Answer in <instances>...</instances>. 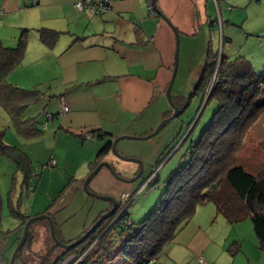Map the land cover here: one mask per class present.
Segmentation results:
<instances>
[{"label": "crops", "instance_id": "crops-1", "mask_svg": "<svg viewBox=\"0 0 264 264\" xmlns=\"http://www.w3.org/2000/svg\"><path fill=\"white\" fill-rule=\"evenodd\" d=\"M77 1L37 0L32 4L31 0H0L3 45L15 46L21 31H27L25 50L9 73L8 81L19 88L37 89L40 100L48 106L42 124L44 134L35 141L19 137L8 117L0 123V130L7 127L4 142L24 152L31 161L32 172L37 175L36 180L31 179L29 183L33 190L27 191L21 210L18 206L22 204V196H15V186L10 187L13 182L8 179L11 171L18 170L10 159L0 155L10 160L7 169H0V259L6 263L9 261L6 253L14 248L23 228L21 219L12 216L11 204L18 207L26 220L49 213L56 235L64 243L78 239L111 208L109 202L94 201L85 194L82 179L94 169L97 155L107 140L121 135H148L159 121L170 115L165 89L175 62L176 34L183 53V67L189 59V45L205 46L211 42L209 36L214 35L209 4L211 2L215 10L218 5L213 0H154V3L151 0H110L106 12L92 16L86 9H75L73 5ZM205 25L208 27L203 29ZM40 29L57 33L50 45L40 39ZM220 29L224 33V27L219 26V34ZM258 30L264 35V24L261 23ZM198 34L201 35L199 39ZM222 37L221 34L218 41L221 42ZM192 58L201 62L202 56ZM180 60L179 55L178 64ZM200 72L195 77L199 78ZM172 99L186 111L189 104L185 95L178 94ZM61 101L68 107L66 112L61 111ZM194 108L198 109V101ZM33 113L37 112L33 110ZM133 127H143V132L137 134L138 129L132 132ZM86 133L93 138H85ZM103 133L107 135L99 139L98 135ZM173 143L164 146L157 161ZM183 143L177 144L174 150L179 145L180 149ZM174 150L164 163L176 154ZM107 154L108 151L102 154L100 161H108ZM50 159L56 164L46 167ZM46 172L50 180L57 173L66 180L61 185L51 181L44 185L42 180ZM98 174H102L106 182L96 183L92 179L89 182L91 191L114 198L118 192L129 191H119L121 188L115 187V180L110 173L109 176L103 173V168ZM218 216L208 205L198 207L191 220L165 246L155 264H199V257L207 264H264V250L258 248L254 232L245 236L238 231L240 226L229 228L226 222L219 226V237L208 233L213 227L210 219L214 217L217 222ZM11 222L15 224L9 226ZM48 231V224H32L28 235L31 240L35 237L45 240ZM236 241L240 251L231 254L227 249ZM118 245L116 242L115 247ZM22 249L16 264H26L27 254L34 256L36 264L46 259L44 252L37 249L25 252ZM59 249L55 260L62 253L63 249ZM73 257L70 255L68 260ZM118 261L117 258L106 264H118Z\"/></svg>", "mask_w": 264, "mask_h": 264}, {"label": "trees", "instance_id": "trees-1", "mask_svg": "<svg viewBox=\"0 0 264 264\" xmlns=\"http://www.w3.org/2000/svg\"><path fill=\"white\" fill-rule=\"evenodd\" d=\"M38 33L47 45L57 36V33L44 29L38 30ZM227 39L222 37V43ZM26 41V30L21 31L13 47L4 46L0 40V107L15 133L25 140H31L44 134L43 122L37 118L38 113L31 110V106L40 100L41 94L37 89L19 88L8 81L9 73L23 55ZM253 66L243 56L229 58L222 53L219 55L218 50L211 49L209 42L193 94H197L202 101L208 94L206 104L216 103L217 108L201 135L186 147L182 155L186 157L184 164L168 174L154 209L146 218L134 224L129 218L127 207L105 230L108 222L116 216L114 214L103 224V230L101 228L90 234L75 248L63 249L53 264H61L70 255L74 257L68 264H73L80 257L77 264H106L117 258L118 264H148L150 260H157L165 246L191 220L198 207L211 204L216 215L222 216L230 225L249 218L258 248L264 250V168L250 171L236 158L249 127L264 114V70L256 71ZM214 76L216 80L208 93V86ZM27 111L29 115L26 116ZM191 128L183 142L189 138L193 131ZM6 129L0 130V155L10 159L21 173L20 187L32 192L33 187L29 183L31 179L36 180L37 175L31 176L32 166L28 156L4 142ZM105 135H98V138L102 139ZM178 143L179 139L161 154L157 166ZM110 144L111 140H107L99 151L94 167L100 162L101 154L109 152ZM10 212L12 216L20 218L22 224L25 223L26 218L16 205L11 204ZM112 230L120 234L118 247H115L116 237H111ZM29 240L28 235L26 241ZM93 242L91 249L85 253ZM235 243L239 244L237 241L231 243L227 249L231 254L240 251ZM233 244L235 248H232Z\"/></svg>", "mask_w": 264, "mask_h": 264}, {"label": "rangeland", "instance_id": "rangeland-1", "mask_svg": "<svg viewBox=\"0 0 264 264\" xmlns=\"http://www.w3.org/2000/svg\"><path fill=\"white\" fill-rule=\"evenodd\" d=\"M217 1L218 4L216 3V5H218V7L216 6V10L211 5V2L209 4L211 9L210 13L214 21V24L212 26L214 28V35L209 36V39L211 40V49L213 51L218 50L219 55L222 53L223 55L229 58L243 56L244 58L249 60L252 65H254L253 67L256 71L264 70V60H262L264 59V35H260L258 30L261 29V23L264 24V0H259L257 2L256 0H254V2H251L249 0ZM219 26L224 27V33L221 29V33H218L217 29L219 28ZM206 27L208 26L205 25L203 29H205ZM254 27L255 30L253 31ZM221 34L223 35V37H229L226 41H224V47L222 41H218V39H220ZM197 37L199 39L201 38V35L198 34ZM206 45L202 46L199 43H193L192 45H189V51H187L189 59L187 60L186 66L183 67V53L180 50L179 44L178 59L180 55L181 60L180 64H178L177 61V71L171 88V95L174 97L178 94L185 95L186 103L189 104L186 111L183 110L182 112H180L177 117L172 118L169 122H167L159 130L158 133L147 139H122L119 140L116 144V150L120 155L127 158L139 160L142 163L141 171L139 172V165L137 163L122 160L111 152H109V154H107L105 157L111 164L115 174L121 177L122 179L130 180L136 175H138V177L133 182L124 181L117 179L115 175H113L107 168L103 167V173H106L108 176L111 174L110 176L115 180V187L121 188L119 191L129 190L126 192L136 194V189L144 185L141 192L136 195L133 202L128 206L129 218L134 224L142 221L154 209L164 190V184L168 174L177 166L184 164L186 157L184 158L182 157V155L185 154L186 147L190 144L191 141H195L201 135L204 128L209 124L213 113L216 111V103L209 102L206 104V102H204L205 99L204 101H202L198 99L200 97L197 94H193L195 86L198 82V77H195V74H199L201 66L205 60L207 48ZM195 56H198V58H201L202 56L201 62L197 61V58H192ZM165 100L167 101L166 96ZM197 101L198 109L196 110V108L194 107ZM47 108L48 106L43 100H39L35 105L31 106V110H34L38 113L37 118L42 122H44L47 117L45 114L47 113ZM31 110L29 109V111ZM29 111L26 112V116L29 115ZM6 120H8L7 115L0 107V123L5 122ZM46 123H48V121H46ZM159 123L160 121L155 125L153 130L156 129ZM45 126L43 125V127ZM191 127H193V131L190 133L189 138L183 143L182 147L176 152V154L173 155L165 163L163 161L159 166H157V157L159 153L163 151L164 146L167 143L175 142L177 139H179L178 144L182 143L187 132L192 129ZM135 129L139 130L137 134L143 132L141 131L143 130V127H133L132 132H136ZM176 134H178V138L176 137ZM37 139L39 138L34 139V141ZM236 158L238 163H241L250 171L254 172L255 170L257 171V169L264 168V114L260 115L258 119L255 120V122L249 127L246 135L244 136L241 148L236 155ZM0 159H2L0 161V169H7V162L10 163V160L1 157ZM13 174H15V178H12ZM45 174L46 176L42 180V183L44 185H47L50 181L61 185L66 180V177L61 179V175H59L58 173L52 177V180L49 179L50 176L47 174V172ZM152 178L155 179L149 184ZM8 179L10 181L12 179L13 182L10 187L13 184L15 186V196H17L18 194L19 196L20 194L22 196V204H20V206L18 207L19 209L23 210L24 205L26 203L27 190L26 188L20 190L22 175L15 169L14 172L11 171L10 175H8ZM92 179L96 183L98 181L100 183L101 181H103V184L104 182H106L105 180H102V174H97ZM89 185L90 183L88 184V188ZM121 194V192L117 193V200H120ZM93 200L97 201L98 199L93 198ZM208 207L214 209L212 204L208 205ZM218 217L220 220H218L217 222H214V217L210 219V221L213 220L210 222V224H213V227L209 230L208 233L211 235L215 234L219 237V232L221 230V227L219 226L221 225V223H226V221L222 216L219 215ZM112 220L108 222L107 225L110 226ZM7 222L9 223V221ZM128 223H130V221ZM14 224L15 223L11 222L9 226H13ZM34 224H42L46 226L47 223L44 220H38L34 222L33 225ZM5 225L8 226L7 223H5ZM228 225L229 228L240 226V228L237 229H240L238 231L242 232L245 236H248L247 234H253L252 223L249 218L245 219L243 222L236 223L234 225ZM45 235V240L43 237H35L32 240L30 239L29 242L24 245L23 249H21L24 252L25 250L29 249H37L39 252H44L43 258L46 257L45 264H53L55 262L57 253L61 250L53 246V241L50 240L51 238L49 235V231L48 234ZM122 236L124 238V235ZM111 237H114V239L116 237V242L117 244H119L121 237L116 230L111 231ZM94 243L95 242H93L88 247L85 253H87L91 249ZM232 248H235V245H233ZM13 249L10 253L9 251L6 253V257H8V260L11 257ZM32 256H29V254L26 255V257L24 258L26 264H36L32 259ZM80 258H78L74 263L77 264L80 261ZM66 259L61 264L65 262V264H68L71 261V259L68 260V257ZM0 264H9V261L6 263L0 259Z\"/></svg>", "mask_w": 264, "mask_h": 264}, {"label": "water", "instance_id": "water-1", "mask_svg": "<svg viewBox=\"0 0 264 264\" xmlns=\"http://www.w3.org/2000/svg\"><path fill=\"white\" fill-rule=\"evenodd\" d=\"M151 1H152V3H154V0H151ZM178 47H179V40H178V35L176 34L175 62H174V65H173L170 81H169V83H168V85H167V87L165 89V96H166L167 101H168V103H169V105L171 107L170 115L167 116L166 118H164L163 120H161L160 123L157 125L156 129L153 130L148 135H145V136L121 135V136L115 137L113 140H111L109 152L113 153L114 155H116L117 157H119L122 160L132 161V162L137 163L139 165V172L142 169V163L139 160L132 159V158H127V157H124V156L120 155L117 152V150H116V144L118 143L119 140H122V139H147V138L155 135L156 133H158L159 130L167 122H169L172 118L177 117L180 114V112H182V110L179 108V106L176 105L173 102L172 95H171V88H172L173 81H174V78H175V75H176V71H177ZM207 96H208V94L206 95L204 102H206ZM103 167L107 168L113 175H115V177L117 179H120V180L133 182L138 177V175H136L134 178H132L130 180L129 179H122L121 177H119L118 175L115 174L111 164L108 161H100V162H98V164L94 167V169H92L90 171V173L83 179V181H82V191L85 194H87L88 196L92 197V198H96V199L101 200V201L109 202L110 205H111V208L108 211H106L105 213H102L98 217V219L78 239H76V240H74L72 242H69V243H64L57 237L56 231H55V223H54V220H53V218L51 217V215L49 213H42V214H39V215H36V216L28 218L25 221V223L23 224L21 236H20L19 240L17 241V243H16V245H15L13 251H12L11 257L9 259V264H16L15 260L17 258V255L19 254L22 246L24 245V243L26 241V238H27V235H28V232H29V228L34 222H36L38 220H44L45 222H47L50 238H51V240L53 241V243L56 246H58L61 249L69 250V249L75 248L76 246H78L79 244L84 242V240H86V238L90 234H92L101 225V223L103 221H105L106 219H109L110 217H112L115 214V212L118 209L119 200H117L116 198H114L113 196H110V195L97 194V193L91 191L88 188L89 182L92 180L93 177H95L98 174V172ZM119 216H120V214L117 213L116 216L113 218L112 222H114ZM108 227H109V225H107L105 230Z\"/></svg>", "mask_w": 264, "mask_h": 264}, {"label": "built area", "instance_id": "built-area-1", "mask_svg": "<svg viewBox=\"0 0 264 264\" xmlns=\"http://www.w3.org/2000/svg\"><path fill=\"white\" fill-rule=\"evenodd\" d=\"M213 1L216 4V0H213ZM36 2H37V0H31L32 4H35ZM109 5H110V0H79V1L75 2L73 6L75 9H77L79 11H82L83 9L88 10L89 15L92 16L95 14H101L103 12H106L109 9ZM215 80H216V78L214 76L212 78L209 86H208V93L211 90ZM60 107H61V111H63V112H66L68 110V107L65 105V103L63 101H61ZM48 118H50V116H48ZM85 138L92 139L93 135L90 133H86ZM55 164H56L55 160L50 159L48 161V163L46 164V167H52V166H55ZM34 174H35V172L33 171L31 173V176H33ZM143 186L136 191V194H131L128 192L121 194V197L119 200V203L121 204V206L119 207V210L117 213H119L121 215L123 212H125V210L129 206V204L135 199L136 195L141 192ZM126 224H129V223L126 222ZM198 262H199V264H207L202 257L198 258ZM65 263H63V264H65ZM73 264H76V263H73ZM148 264H155V261L150 260V261H148Z\"/></svg>", "mask_w": 264, "mask_h": 264}, {"label": "flooded vegetation", "instance_id": "flooded-vegetation-1", "mask_svg": "<svg viewBox=\"0 0 264 264\" xmlns=\"http://www.w3.org/2000/svg\"><path fill=\"white\" fill-rule=\"evenodd\" d=\"M121 206V204L119 203L118 204V207H120ZM119 210V209H118ZM118 210L115 212V214H117V212H118ZM107 221H108V219H106ZM106 220L105 221H103L102 223H101V225L95 230V231H99V230H101V228H103V224L106 222ZM94 231V232H95ZM93 232V233H94Z\"/></svg>", "mask_w": 264, "mask_h": 264}, {"label": "clouds", "instance_id": "clouds-1", "mask_svg": "<svg viewBox=\"0 0 264 264\" xmlns=\"http://www.w3.org/2000/svg\"><path fill=\"white\" fill-rule=\"evenodd\" d=\"M139 188H141V187H139ZM139 188H138V189H139Z\"/></svg>", "mask_w": 264, "mask_h": 264}]
</instances>
